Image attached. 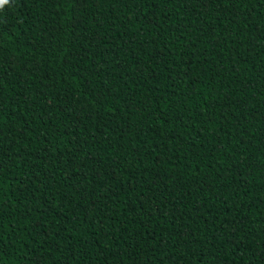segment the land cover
<instances>
[{"label":"trees","instance_id":"1","mask_svg":"<svg viewBox=\"0 0 264 264\" xmlns=\"http://www.w3.org/2000/svg\"><path fill=\"white\" fill-rule=\"evenodd\" d=\"M0 264H264V0L0 6Z\"/></svg>","mask_w":264,"mask_h":264},{"label":"snow or ice","instance_id":"2","mask_svg":"<svg viewBox=\"0 0 264 264\" xmlns=\"http://www.w3.org/2000/svg\"><path fill=\"white\" fill-rule=\"evenodd\" d=\"M8 2V0H0V6H3L4 4H6Z\"/></svg>","mask_w":264,"mask_h":264}]
</instances>
